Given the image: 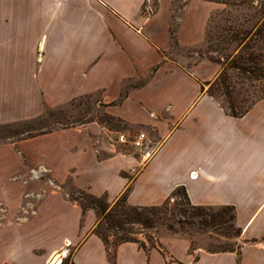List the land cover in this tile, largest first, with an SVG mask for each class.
I'll list each match as a JSON object with an SVG mask.
<instances>
[{
	"label": "crops",
	"instance_id": "obj_1",
	"mask_svg": "<svg viewBox=\"0 0 264 264\" xmlns=\"http://www.w3.org/2000/svg\"><path fill=\"white\" fill-rule=\"evenodd\" d=\"M177 4L0 0V125L95 95L127 136H147L130 152L102 145L92 124L1 143L0 264H61L64 250L74 264H264V97L233 117L206 93L222 67L198 51L218 6ZM174 45L189 51L186 62L172 58ZM48 175L111 204L130 187L133 206H160L183 187L192 205L234 208L241 246L211 252L205 241L193 248L189 238L162 235L146 250L123 243L110 258L92 234L95 211L69 194L54 191L65 207L50 199L19 207Z\"/></svg>",
	"mask_w": 264,
	"mask_h": 264
},
{
	"label": "trees",
	"instance_id": "obj_2",
	"mask_svg": "<svg viewBox=\"0 0 264 264\" xmlns=\"http://www.w3.org/2000/svg\"><path fill=\"white\" fill-rule=\"evenodd\" d=\"M220 5L222 11L209 20L205 41L206 57L221 64L219 75L207 84L206 93L217 100L225 111L233 117H242L261 98L257 92H264V0H204ZM246 8L248 11L233 14L225 8ZM212 54V55H211ZM214 54V55H213ZM120 120V119H118ZM122 177L130 179L126 173ZM128 187L113 204L105 195L95 196L88 191L77 190L69 194L71 201L83 211L92 209L97 222L92 234L104 243L110 258L114 257L117 246L133 242L143 249L156 246L157 241L148 244L136 238V227L146 230L164 227L178 232L172 222L181 230L193 228L214 234L219 245H209L211 252H236L240 243H225L241 237L242 230L236 224L235 210L229 206H195L189 201L183 187L176 188L160 206H133L128 203ZM178 197L180 200L171 205ZM180 215L184 221L176 220ZM212 240V239H210ZM237 244V245H236ZM70 264H74L71 255Z\"/></svg>",
	"mask_w": 264,
	"mask_h": 264
},
{
	"label": "rangeland",
	"instance_id": "obj_3",
	"mask_svg": "<svg viewBox=\"0 0 264 264\" xmlns=\"http://www.w3.org/2000/svg\"><path fill=\"white\" fill-rule=\"evenodd\" d=\"M184 2L185 0H178L176 11H178V9L182 7ZM217 6L218 8L211 14L210 19L215 18L220 13V11H222L223 8H221L220 5ZM150 8L151 9L149 11L153 9V7ZM224 10L230 11L233 14H237L239 12L246 13L248 11L246 8L237 10L236 7L229 6ZM173 49L174 50L172 52V58L175 60L177 58L183 62H186L183 59L186 55H188L189 51L181 50L175 45L173 46ZM198 53L203 56H206V54H208L206 41L204 46L201 48V50L198 51ZM262 88L264 90V82ZM256 95L258 97L264 96V92H257ZM118 119L119 118L114 117L108 113L106 106L101 103L98 96L88 95L78 98L63 107L48 110L43 116H40L38 118L28 121H20L0 125V144L21 139H28L35 136L60 131L66 128L92 124L101 127L102 129L101 136L99 137L100 143L102 145H115L117 149H121L125 152H130L132 150H143L145 144L143 148H136L131 145L129 146V144H120L117 142L118 135H127L126 124L121 119ZM140 132L141 131H135L130 136H133ZM143 133L145 134V132ZM99 156L104 157L102 153H100ZM31 174L33 178H36L34 171L31 170ZM43 179L45 180L46 187L42 188L39 192H32L28 190L24 192L22 194V202L19 207H38L39 204L45 199H50V202L53 203L55 207H65L64 202H66V197H68V194H72L77 190H81L74 186L71 182H66L63 185L58 184L59 181L56 180L52 175L45 176L43 177ZM28 182L29 179L25 181V183ZM54 191L62 192L66 197L64 198L62 195L55 194ZM179 200L180 199L176 197L170 203L171 205H173L174 202ZM0 207L6 206L0 204ZM175 219L181 220L182 222L184 221V218L180 215H177ZM172 223L174 224V227L178 232L168 231L161 226L152 230H146L141 227H136L138 231L136 238L148 244V241H156L157 238L162 235H179L193 240V248L195 247V245L201 243L202 241L207 242V247H209L210 244H212L213 246L219 245L215 235L211 234L210 232L197 231L193 228L185 229L183 231L180 229L178 224H176L175 222ZM240 240V237H236L233 242L230 240L228 241L227 239L222 241H224L225 243L238 244L240 243ZM70 254V250H64L61 256L65 258L63 259L61 264H70V260H68Z\"/></svg>",
	"mask_w": 264,
	"mask_h": 264
},
{
	"label": "built area",
	"instance_id": "obj_4",
	"mask_svg": "<svg viewBox=\"0 0 264 264\" xmlns=\"http://www.w3.org/2000/svg\"><path fill=\"white\" fill-rule=\"evenodd\" d=\"M149 1V0H146ZM151 8L149 7L148 11ZM146 135L143 132L137 133L133 136H127L125 134H120L117 137V142L120 144H129L136 148H143L145 144Z\"/></svg>",
	"mask_w": 264,
	"mask_h": 264
}]
</instances>
